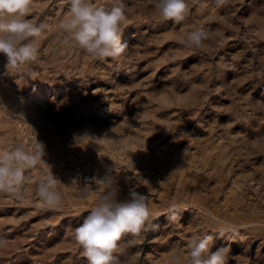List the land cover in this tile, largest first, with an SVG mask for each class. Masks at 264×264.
Returning a JSON list of instances; mask_svg holds the SVG:
<instances>
[{"label":"rangeland","instance_id":"1","mask_svg":"<svg viewBox=\"0 0 264 264\" xmlns=\"http://www.w3.org/2000/svg\"><path fill=\"white\" fill-rule=\"evenodd\" d=\"M124 2L118 60L65 42L63 0H31L28 18L46 25L36 61L8 71L0 54V151L41 142L62 196L56 208L35 198L43 163L28 196L0 192V264H87L74 229L109 175L119 200L130 188L147 196L159 226L123 235L120 264H189L194 233L227 249L225 264H264V0H188L180 23L153 0ZM199 28L210 34L201 47L182 43ZM172 203L186 209L175 222Z\"/></svg>","mask_w":264,"mask_h":264},{"label":"clouds","instance_id":"2","mask_svg":"<svg viewBox=\"0 0 264 264\" xmlns=\"http://www.w3.org/2000/svg\"><path fill=\"white\" fill-rule=\"evenodd\" d=\"M67 15L61 19L59 28L66 34V43H74L93 58L118 60L126 51L127 44L122 35L127 20L124 0H112L111 5L94 3V0H63ZM225 0H217L222 4ZM153 9L163 20L182 22L189 11L188 0H153ZM31 0H0V54L6 57V70L20 68L36 61L38 48L35 39L46 28L28 17ZM210 38L208 30L199 28L187 34L182 41L186 46L201 47ZM102 139V138H100ZM45 146L38 142L33 150L18 145L0 151V192L15 199L29 195V170L45 164ZM48 171L36 183L34 196L39 203L49 208L60 205L62 196L57 190L61 184L47 165ZM95 183L106 185L96 204L88 211L82 223L74 229V239L82 249L87 264H120L115 255L118 240L125 234L139 235L142 231L156 230L152 223L147 196L130 188L128 197L119 200L120 189L115 176H106ZM87 188L82 192L86 198ZM177 203L166 210L167 218L175 222L185 211ZM214 237L199 233L192 234L186 242L189 264H225L227 249L212 250ZM7 241L0 237V247Z\"/></svg>","mask_w":264,"mask_h":264}]
</instances>
